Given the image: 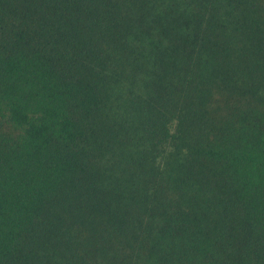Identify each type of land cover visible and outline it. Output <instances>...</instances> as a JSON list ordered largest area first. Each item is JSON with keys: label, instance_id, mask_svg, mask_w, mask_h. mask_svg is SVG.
<instances>
[{"label": "trees", "instance_id": "1", "mask_svg": "<svg viewBox=\"0 0 264 264\" xmlns=\"http://www.w3.org/2000/svg\"><path fill=\"white\" fill-rule=\"evenodd\" d=\"M0 264H264V0H0Z\"/></svg>", "mask_w": 264, "mask_h": 264}]
</instances>
